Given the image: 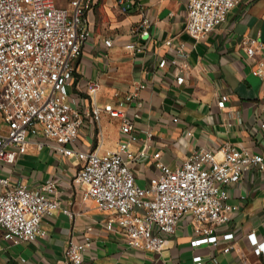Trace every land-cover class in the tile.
<instances>
[{
  "label": "built area",
  "instance_id": "1",
  "mask_svg": "<svg viewBox=\"0 0 264 264\" xmlns=\"http://www.w3.org/2000/svg\"><path fill=\"white\" fill-rule=\"evenodd\" d=\"M238 1L187 0L185 32L200 40L227 21ZM96 2L0 0V114L6 127L0 130V163L12 165L29 143L35 142L42 149L47 142L40 138L49 139L56 155L80 160L74 181L87 187L85 198L109 213L107 230L121 233L129 246L161 253L179 221L190 213L199 225L192 246L219 247L226 242L222 250L229 252L236 234L226 227L239 210L238 204L228 201L229 187L238 184L251 168L264 171V155L228 143L217 149L201 148L176 167L158 161L159 173L148 185L138 184L130 166L134 158L130 145L141 138L135 132V119L139 92L148 84L140 81L124 95L115 91L116 101L101 105L97 102L99 82L88 80L81 87L73 64L90 39L88 12ZM138 2L114 0V7L118 13L127 14L133 6L142 9ZM149 26L150 19L143 17L134 31ZM102 41L106 47L115 43L109 37ZM242 44L248 62L263 48L262 42L248 37ZM165 45L173 52L162 56L158 66L172 73L177 83H183L190 68L189 51L184 44L175 45L171 38ZM126 47L138 48L132 42ZM252 73L264 78V58L257 60ZM229 99V93L221 94L218 107H226ZM261 106L264 111V95ZM105 115L120 120L122 139L115 150H101V121ZM259 120L264 133V113ZM85 124L98 136L94 148L82 147L80 135ZM144 132L152 141L153 131ZM154 156L159 158L160 152ZM0 184V228L4 237L15 243L37 240L43 234L45 216L61 208L59 199L51 196L57 191V180L30 186L0 176ZM93 244L89 235L82 241L71 239L63 264H82ZM262 249L258 243L257 253ZM193 260L194 264H203L201 254H195Z\"/></svg>",
  "mask_w": 264,
  "mask_h": 264
},
{
  "label": "crops",
  "instance_id": "2",
  "mask_svg": "<svg viewBox=\"0 0 264 264\" xmlns=\"http://www.w3.org/2000/svg\"><path fill=\"white\" fill-rule=\"evenodd\" d=\"M138 3L142 9L133 6L129 13L120 14L114 0H97L88 17L90 25L97 23L100 29L73 61L81 87L88 80L99 82L97 102L101 105L115 102V91L124 95L140 81L148 84L139 92L135 119V132L141 138L130 145L134 153L130 166L137 183L149 184L159 173L158 161L176 167L201 148L217 149L228 143L264 155L259 120L264 113V78L252 73L257 60L264 58V0H239L227 21L200 40L190 38L184 30L187 0ZM143 17L150 19V26L135 32L134 27ZM106 37L115 40L113 46L103 44ZM245 37L263 43L250 62L242 44ZM170 38L189 51L190 68L183 83H177L172 73L158 66L162 56L173 52L165 45ZM129 42L138 48H127ZM224 93H229L230 99L226 107L219 108L217 100ZM174 117L179 120L174 121ZM101 127V150L117 149L122 139L120 120L105 115ZM4 129L0 114V130ZM146 130L153 131L152 141L146 139ZM40 140L47 142L42 149L31 142L15 163H0V176L30 186L56 179L57 191L51 196L59 199L61 208L45 216L43 234L35 241L15 243L6 239L0 228V264H63L69 241H82L87 235L94 244L82 264H194L195 254L202 255L203 264H264V171L251 168L238 184L229 187L228 201L239 205L226 227L236 234L229 252L222 250L226 242L219 247H193L191 241L199 225L187 213L167 247L153 253L131 247L121 233L107 230L109 213L85 198L87 187L74 181L80 160L76 156H58L50 146L51 140ZM80 141L83 148H94L98 136L85 124ZM157 152L159 158L154 156ZM258 243L263 245L261 254L256 251Z\"/></svg>",
  "mask_w": 264,
  "mask_h": 264
},
{
  "label": "rangeland",
  "instance_id": "3",
  "mask_svg": "<svg viewBox=\"0 0 264 264\" xmlns=\"http://www.w3.org/2000/svg\"><path fill=\"white\" fill-rule=\"evenodd\" d=\"M100 26L101 25H98L97 23L94 26L93 25L92 26L90 25L91 36H90V39H89L87 45H89V43L92 41V39L97 36V34H98V28L100 29Z\"/></svg>",
  "mask_w": 264,
  "mask_h": 264
}]
</instances>
